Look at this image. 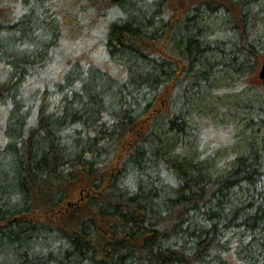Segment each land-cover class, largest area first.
<instances>
[{
	"label": "trees",
	"instance_id": "1",
	"mask_svg": "<svg viewBox=\"0 0 264 264\" xmlns=\"http://www.w3.org/2000/svg\"><path fill=\"white\" fill-rule=\"evenodd\" d=\"M146 1L95 0L117 9L106 50L123 76L74 66L54 88L23 99L25 81L52 58L58 40L46 33L58 30L59 18L44 0H23L26 12L9 18L0 0L7 23L0 27V108L10 122L0 124V254L11 247L8 264H228L229 254L264 264V203L233 201L237 190L264 180V101L245 104L241 135L248 132L250 143L218 177L201 157H167L162 141L171 131L201 151L204 137L218 141L211 117L194 115V107L217 73L236 82L255 76L264 0H187L182 9L174 0ZM59 2L57 16L65 10ZM202 13L222 14L209 33ZM220 44L228 55L210 59ZM23 107L31 120L18 119ZM146 166L159 167L170 187L143 175ZM130 170L137 180L118 185ZM45 233L67 248H39Z\"/></svg>",
	"mask_w": 264,
	"mask_h": 264
},
{
	"label": "rangeland",
	"instance_id": "2",
	"mask_svg": "<svg viewBox=\"0 0 264 264\" xmlns=\"http://www.w3.org/2000/svg\"><path fill=\"white\" fill-rule=\"evenodd\" d=\"M44 1L46 4H49V15H55L54 17L59 18L58 30L53 29V32L50 33L51 35L48 33H46V35H48L50 41H58L54 43L51 48L53 51L51 60L49 59L47 61L48 64L45 65L40 74L35 75L32 81H25L22 86L21 94L23 99L39 93L42 88L48 90L54 88L58 85L57 83L64 81L67 71L74 66H80L89 70L95 69L105 71L115 79L123 76L125 71L118 67L106 50L109 27L118 14L116 8L108 7L105 3L97 5L95 4V0H61V5L65 10L61 16H57L60 9V0ZM138 1L143 4L147 3L146 0ZM174 2L182 9L185 7L187 0H174ZM2 3L9 11H3L4 16L9 18L10 13L16 18L20 14L22 15L26 12L23 0H15V5L11 0H2ZM17 6H19L18 9L16 8ZM1 11L2 8L0 7V12ZM174 14L176 15L177 12L174 11L172 13V18L175 17ZM220 15L222 14L218 13L208 16V13H202V20L200 21L202 27L205 29L209 28V30H207L208 33L210 30H214L216 27L214 21L216 18H220ZM6 25L7 23L0 22V27H5ZM263 32L264 19H260L255 23L254 34L258 33V35H261ZM57 33H59V35H57L58 37L56 36ZM220 47L221 48L210 51L207 56H209L210 59L218 60L222 55H228V45L220 44ZM137 65L142 66L143 64L139 63ZM212 85L213 87L209 88L210 94L204 98V102H199L195 105L194 115L201 117L204 114H208L211 117L209 121L210 126H212V128L214 127V131L226 140L225 143H218L220 137H216L218 140L216 142L214 138L209 136V140L203 135L204 139L208 140V143H206L207 145H205L201 151L197 143H190L187 139H185V144H182V136L175 132L171 131L161 134L166 135L163 136L164 138L168 137L162 140L164 142L163 151L167 153V157L179 155V157L185 159L186 162L192 161L195 156L201 157L206 169H211L210 174L218 177L231 165L236 155L244 154L246 145L250 143V139L245 136L248 132L243 136L241 135L246 123V109L244 107L250 98L256 99L260 97L261 101H264V82L258 78H254V74L248 75L242 81L239 80L236 82L231 76H224L223 74L217 73L216 79L212 80ZM19 111L23 113L18 116V119H32L33 114L30 108L23 107V109ZM7 119L8 109L0 108V124L3 127H6L7 123L10 124V122H7ZM195 119L194 116L193 121ZM229 121L233 122L229 123ZM205 125H208V122L204 124V127ZM21 126L22 125H19V127ZM4 142L5 138L3 135H0V146ZM186 166L187 164H184V168ZM217 166L222 167L223 170L219 171ZM144 171L143 175H149V180L157 184L166 182L169 184L168 187H170V180L167 178L166 174L164 175L162 173V170H159V167L146 166ZM137 172V170L127 171L125 174L123 172L118 178V185L122 183L125 184L129 180V176L136 181L137 176H139ZM142 177L146 180L144 176ZM236 192L237 193L233 195V201L239 206H241L240 204L247 205V202L250 201H257L255 205L263 204L264 180H261V182L259 181L256 186H252L250 189L243 188ZM166 193H168L167 190ZM33 237L35 236L33 235ZM38 238L41 241V243H39V248L42 247L45 250L58 252L61 246H67L66 242L58 240L55 234L45 233ZM32 248L33 245H30L29 251L32 252ZM22 249L21 252H25V250L28 251V248L23 251ZM242 255H244V253ZM10 256H13L12 250L11 247H7L2 255L0 254V261L2 259L0 264H8L10 261H8V258H10ZM227 260L228 264H245V262L238 259L235 254H229ZM261 261H263V259Z\"/></svg>",
	"mask_w": 264,
	"mask_h": 264
},
{
	"label": "water",
	"instance_id": "3",
	"mask_svg": "<svg viewBox=\"0 0 264 264\" xmlns=\"http://www.w3.org/2000/svg\"><path fill=\"white\" fill-rule=\"evenodd\" d=\"M256 78H258L261 81H264V58L261 61L260 68L257 72Z\"/></svg>",
	"mask_w": 264,
	"mask_h": 264
}]
</instances>
